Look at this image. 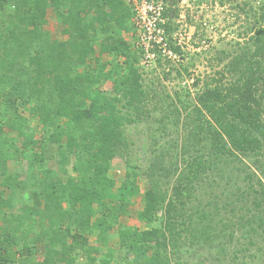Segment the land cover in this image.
<instances>
[{"label":"trees","instance_id":"trees-1","mask_svg":"<svg viewBox=\"0 0 264 264\" xmlns=\"http://www.w3.org/2000/svg\"><path fill=\"white\" fill-rule=\"evenodd\" d=\"M163 1L171 37L177 2ZM133 17L126 0H0V264H179L195 247L236 261L264 250V12L248 48L194 102L165 101L144 84L126 36ZM182 111L187 143L171 155L157 144ZM149 122L158 138L135 163L128 128ZM243 158L256 169L243 172ZM215 171L224 186L209 195ZM22 195L32 205L16 207ZM132 207L143 230L121 221ZM235 240L241 248L229 250Z\"/></svg>","mask_w":264,"mask_h":264},{"label":"rangeland","instance_id":"rangeland-1","mask_svg":"<svg viewBox=\"0 0 264 264\" xmlns=\"http://www.w3.org/2000/svg\"><path fill=\"white\" fill-rule=\"evenodd\" d=\"M177 3L174 8L177 9L178 17L175 19V24L178 26L177 31L183 30L188 33V37L183 40V57L176 60L173 63L163 62L156 68L145 69L141 67V73L143 75L144 84L151 90L156 92L160 97H163L165 101H169L168 98H175L176 93H179L183 100L194 102L198 91L202 89L207 83L214 84L213 80H217L221 73L224 71L228 62H230L235 55H238L248 48L250 37L254 35L259 28V24L256 20L263 14L264 0H175ZM249 2L250 6H244V3ZM49 24L46 29L51 30L53 36L58 35L59 29L54 20V14L50 11L48 13ZM261 25L264 26V23ZM127 38L130 39L129 36ZM131 41V39H130ZM134 42L132 39L131 43ZM186 70V71H185ZM177 72H181L182 77L177 75ZM170 74L169 76H166ZM199 80V86L195 87L194 83ZM230 77L227 76L224 82L228 83ZM105 90L110 92L109 86L105 85ZM149 110H154L153 106H149ZM161 109L159 110V112ZM185 113H181V115ZM181 116L179 126L168 125L164 131L165 137L158 141V146L172 151L171 155H175L177 150L182 149V144L187 143L185 141V134L182 132L181 121L185 119ZM160 118L158 114L152 115V118ZM152 123V122H151ZM158 127H161L159 124ZM153 128L154 124L148 123V125H140L139 127L130 126L129 132L135 141V147H133L132 154H135V163H141L144 159V154L149 152L152 148L154 138ZM158 138V137H157ZM144 156V157H142ZM140 158H142L140 160ZM146 158V157H145ZM247 162V164H246ZM115 165L121 163L119 158L115 160ZM254 160L247 161L243 158L239 162V167L243 169V172L256 169L253 166ZM250 165V166H248ZM126 166L124 169L117 170L116 179L121 182L122 175L126 172ZM10 172L19 173L22 177L26 176L25 166H17L14 163H10ZM216 175H210L212 177L214 188L207 190L209 195L219 194L224 186V180L218 176V171H215ZM245 174H240L242 179ZM256 175L262 178L260 172H256ZM209 179V180H210ZM139 184L143 189V192L149 188V182L144 176H141ZM217 187V188H216ZM216 188V189H215ZM197 195V194H195ZM200 198L206 202L210 197L205 194L204 191L199 192ZM205 195V196H204ZM203 196V197H202ZM207 197V198H205ZM25 203L26 205H32V201L28 199L26 195L18 197L13 200V204L16 207H21ZM136 208L132 207V214L128 217H124L121 221L130 226H135L144 229L143 224H139L136 221ZM228 214L222 212L217 217L219 223L228 219ZM116 232L114 238L111 240V247H118V240L116 238ZM262 241V240H261ZM240 241L235 240L232 247L229 250H237L241 248L239 246ZM213 253V252H212ZM250 255H256L254 258H248ZM220 257L217 259L215 253L211 255L203 250H199L197 247L192 248L191 252L183 258L179 264H264V250L257 251L253 248L251 252L242 255L236 261L233 260L231 255L226 257Z\"/></svg>","mask_w":264,"mask_h":264},{"label":"built area","instance_id":"built-area-1","mask_svg":"<svg viewBox=\"0 0 264 264\" xmlns=\"http://www.w3.org/2000/svg\"><path fill=\"white\" fill-rule=\"evenodd\" d=\"M131 6L134 17V47L141 52L140 66L152 69L158 66V60L175 62L178 56L170 47V41L183 49V40L188 33L182 29L171 37L167 35L164 17L166 4L163 0H126ZM190 40L191 37H188Z\"/></svg>","mask_w":264,"mask_h":264},{"label":"crops","instance_id":"crops-1","mask_svg":"<svg viewBox=\"0 0 264 264\" xmlns=\"http://www.w3.org/2000/svg\"><path fill=\"white\" fill-rule=\"evenodd\" d=\"M131 34H132V33H128V35H126V36H129L130 39H131V41H132V39H135V37H132ZM128 39H129V38H128Z\"/></svg>","mask_w":264,"mask_h":264}]
</instances>
